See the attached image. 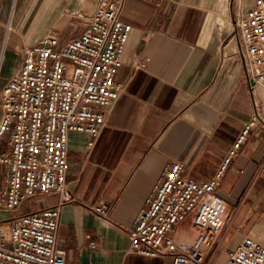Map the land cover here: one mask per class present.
<instances>
[{"label":"crops","instance_id":"obj_1","mask_svg":"<svg viewBox=\"0 0 264 264\" xmlns=\"http://www.w3.org/2000/svg\"><path fill=\"white\" fill-rule=\"evenodd\" d=\"M98 0H0V119L2 92L20 69L24 49L48 32L61 45L82 34ZM233 0H126L121 20L132 26L115 82L124 92L94 148L70 136L69 194L58 245L67 264H166L130 249L129 232L165 168L209 182L243 128L259 114L222 177L223 227L210 264H223L245 238L264 245V90L247 82L233 36ZM83 18H79V16ZM8 136L0 154L9 151ZM7 168L0 165V195ZM59 194L25 201L16 212L0 206V222L58 205ZM113 205L110 222L89 208ZM96 248H91V243Z\"/></svg>","mask_w":264,"mask_h":264},{"label":"built area","instance_id":"obj_2","mask_svg":"<svg viewBox=\"0 0 264 264\" xmlns=\"http://www.w3.org/2000/svg\"><path fill=\"white\" fill-rule=\"evenodd\" d=\"M144 1L160 7L167 0ZM125 2L98 0L85 31L64 45L56 32H48L27 46L20 69L3 89L0 144L8 136L9 151L0 154V165L7 168L0 206L16 212L25 201L51 194H59L61 201L0 222V264H67L58 234L62 208L74 201L67 181L70 136L86 135L87 147L94 148L124 92L115 78L133 30L121 20ZM233 2L238 53L254 93L256 86L264 87V0ZM257 122H263L259 114L243 128L209 182L183 177L178 162L165 168L164 180L129 232L133 253L171 264H208L223 227L222 177ZM113 209L103 203L89 211L110 222ZM225 264H264V245L247 237L228 253Z\"/></svg>","mask_w":264,"mask_h":264},{"label":"rangeland","instance_id":"obj_3","mask_svg":"<svg viewBox=\"0 0 264 264\" xmlns=\"http://www.w3.org/2000/svg\"><path fill=\"white\" fill-rule=\"evenodd\" d=\"M253 3V1H248L247 2V5H250V4H252ZM234 20H235V18L233 19V36L232 37H234L235 36V31H234V29H235V24H234ZM262 90H264V87L263 86H259ZM213 256V253L211 254V256L209 257V259H208V264H210V259H211V257ZM167 261L168 262H166V264H171V261H170V259H167ZM225 262H226V259L225 260H223V264H225Z\"/></svg>","mask_w":264,"mask_h":264},{"label":"bare ground","instance_id":"obj_4","mask_svg":"<svg viewBox=\"0 0 264 264\" xmlns=\"http://www.w3.org/2000/svg\"><path fill=\"white\" fill-rule=\"evenodd\" d=\"M185 239H186V241H191L192 240L191 237H186Z\"/></svg>","mask_w":264,"mask_h":264}]
</instances>
